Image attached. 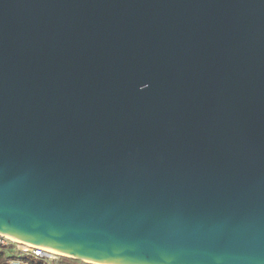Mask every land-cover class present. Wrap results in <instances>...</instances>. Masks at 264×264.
<instances>
[{
    "label": "water",
    "instance_id": "95a60500",
    "mask_svg": "<svg viewBox=\"0 0 264 264\" xmlns=\"http://www.w3.org/2000/svg\"><path fill=\"white\" fill-rule=\"evenodd\" d=\"M0 233L264 264V0H0Z\"/></svg>",
    "mask_w": 264,
    "mask_h": 264
},
{
    "label": "built area",
    "instance_id": "2783aa9c",
    "mask_svg": "<svg viewBox=\"0 0 264 264\" xmlns=\"http://www.w3.org/2000/svg\"><path fill=\"white\" fill-rule=\"evenodd\" d=\"M75 260L83 261L81 264H106L85 262L54 249L0 233V264H75Z\"/></svg>",
    "mask_w": 264,
    "mask_h": 264
},
{
    "label": "bare ground",
    "instance_id": "6f19581e",
    "mask_svg": "<svg viewBox=\"0 0 264 264\" xmlns=\"http://www.w3.org/2000/svg\"><path fill=\"white\" fill-rule=\"evenodd\" d=\"M85 262H93V263H99V262H95V261H91V260H88V259H83Z\"/></svg>",
    "mask_w": 264,
    "mask_h": 264
},
{
    "label": "rangeland",
    "instance_id": "374dc122",
    "mask_svg": "<svg viewBox=\"0 0 264 264\" xmlns=\"http://www.w3.org/2000/svg\"><path fill=\"white\" fill-rule=\"evenodd\" d=\"M72 260H73V259H72ZM74 262H76L75 264H81V262H83V261L75 260Z\"/></svg>",
    "mask_w": 264,
    "mask_h": 264
}]
</instances>
